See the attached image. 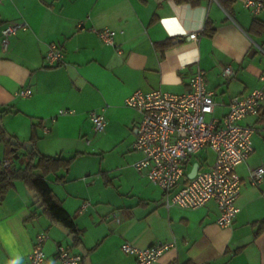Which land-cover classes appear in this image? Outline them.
Segmentation results:
<instances>
[{"label": "crops", "instance_id": "0c3cea01", "mask_svg": "<svg viewBox=\"0 0 264 264\" xmlns=\"http://www.w3.org/2000/svg\"><path fill=\"white\" fill-rule=\"evenodd\" d=\"M208 19L216 28L212 37L204 34ZM255 19L264 23V7L254 15L243 0H233L230 10L220 0H2L0 128L15 144L11 168H24L32 150L73 158L46 181L81 235L77 242L66 226L53 223L36 192L18 180L0 194V264H28L42 232L49 235V264H61L60 246L81 254L83 264H136L122 244L146 248L156 241L173 245L154 264H264V180L253 185L250 178L252 169L264 167V109L242 121L257 129L254 150L237 168L240 211L232 226L221 227L216 201L194 210L167 207L161 188L136 170L142 155L133 142L142 114L126 102L138 90L183 94L203 70L208 89L224 103L214 112L222 117L235 96L262 85L264 31L252 32ZM16 22L26 28L4 47L2 29ZM106 28L116 31L115 45L100 38ZM168 39L175 45L157 47ZM53 43L65 57L50 66L45 54ZM227 66L235 72L230 78ZM23 88L33 94L22 98ZM93 112L104 113V131H95ZM6 156L0 133V162ZM214 160L203 151L188 171Z\"/></svg>", "mask_w": 264, "mask_h": 264}, {"label": "built area", "instance_id": "2783aa9c", "mask_svg": "<svg viewBox=\"0 0 264 264\" xmlns=\"http://www.w3.org/2000/svg\"><path fill=\"white\" fill-rule=\"evenodd\" d=\"M2 0H0V3ZM244 6L254 15L263 10L261 0H243ZM26 24L9 23L2 29L3 45L7 46L9 37ZM100 38L107 44L115 45L116 31L102 29ZM192 39L197 34H191ZM64 51L58 44H51L45 54V62L54 66L64 60ZM235 74L231 66L224 69L227 78ZM261 86L248 95H237L228 103V111L222 117H215L217 106L224 105L215 98V92L207 87L206 73L196 72L190 79V89L183 94L153 90L132 93L126 100L127 105L142 114L136 127L133 149L142 157L134 164L139 172L163 191L167 207L178 206L184 209H198L211 200L219 207L217 223L230 227L240 211L237 200L241 195L242 179L237 171L254 150L253 136L257 132L253 125L242 121L249 116L260 115L264 109V74L260 76ZM33 94L32 89L19 91L22 98ZM91 120L97 132L105 130L107 120L102 112H93ZM48 131V130H47ZM212 152L215 160L200 168L195 177L189 178L188 165L201 152ZM194 166V165H193ZM3 167L10 169V160L3 161ZM251 183L258 185L264 180V167L251 170ZM47 232L36 237L28 264H49L46 244ZM173 243L156 241L141 248L124 242L121 246L125 254L134 255L136 264H154ZM57 258L61 264H83L84 257L60 246Z\"/></svg>", "mask_w": 264, "mask_h": 264}, {"label": "trees", "instance_id": "16d2710c", "mask_svg": "<svg viewBox=\"0 0 264 264\" xmlns=\"http://www.w3.org/2000/svg\"><path fill=\"white\" fill-rule=\"evenodd\" d=\"M187 1V0H184ZM198 2L192 0L193 4ZM220 2L228 10L231 9L233 0H220ZM252 32L261 33L264 31V23L255 19L252 23ZM216 33V28L208 19L206 21L204 34L212 37ZM173 39H168L157 45L158 48L165 51L166 49L174 46ZM1 140L4 141L6 146V159L16 150L15 144L7 138L5 131L0 128ZM28 161L24 168L20 169H5L3 161L0 162V194L3 197L10 188L15 186L18 180L24 181L29 188L34 190L37 194L38 200L43 207V213L50 218L55 224H62L66 226L75 236L77 242L80 241L81 230L78 229L73 216L64 208L62 203L54 195L46 176L51 173H56L60 169H68L73 161V158L66 159L62 157H52L48 155L36 154L34 150L28 153ZM35 156H38V163L35 164ZM35 170H40L42 173L37 174Z\"/></svg>", "mask_w": 264, "mask_h": 264}, {"label": "water", "instance_id": "95a60500", "mask_svg": "<svg viewBox=\"0 0 264 264\" xmlns=\"http://www.w3.org/2000/svg\"><path fill=\"white\" fill-rule=\"evenodd\" d=\"M199 168H200L199 163H195L194 166H193V168H192V170H191V172H190L189 175H188L189 178H193V177H195L196 174H197V172H198V170H199Z\"/></svg>", "mask_w": 264, "mask_h": 264}, {"label": "rangeland", "instance_id": "374dc122", "mask_svg": "<svg viewBox=\"0 0 264 264\" xmlns=\"http://www.w3.org/2000/svg\"><path fill=\"white\" fill-rule=\"evenodd\" d=\"M191 163H192V162H191ZM191 163H190V164H191ZM190 164L188 165V167L190 166Z\"/></svg>", "mask_w": 264, "mask_h": 264}]
</instances>
